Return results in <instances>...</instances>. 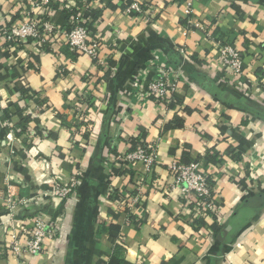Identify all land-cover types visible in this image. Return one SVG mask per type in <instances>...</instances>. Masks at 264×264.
<instances>
[{
	"label": "crops",
	"instance_id": "1",
	"mask_svg": "<svg viewBox=\"0 0 264 264\" xmlns=\"http://www.w3.org/2000/svg\"><path fill=\"white\" fill-rule=\"evenodd\" d=\"M28 1L0 0V264H264V0H138L142 13L127 11L136 0H56L50 51L6 39ZM68 3L102 11L100 63L61 53ZM218 42L242 53L240 74ZM160 70L169 103L145 96ZM140 137L153 169L127 159ZM214 152L221 163H205ZM185 157L207 165L222 208L202 229L170 171ZM115 192L141 200L131 210ZM39 215L58 234L19 256L12 235L24 242Z\"/></svg>",
	"mask_w": 264,
	"mask_h": 264
},
{
	"label": "built area",
	"instance_id": "2",
	"mask_svg": "<svg viewBox=\"0 0 264 264\" xmlns=\"http://www.w3.org/2000/svg\"><path fill=\"white\" fill-rule=\"evenodd\" d=\"M52 2L56 3V0H29L23 4L17 12L21 16L20 19L18 22L11 24L5 31L6 39L18 44L34 43L43 47L50 40L52 34L57 33V27L50 22L52 12L50 4ZM65 6L66 8L75 7L76 4L68 3ZM127 11L142 13L144 9L142 4L136 0L129 4ZM86 12L88 11L78 12L76 17L71 18L70 23L74 25V28L70 32H64L65 40L72 51H78L82 55L87 54L100 63L98 58L102 43L98 35L91 34V19L89 18L91 14ZM186 13L191 17L193 15L192 8L188 7ZM195 26L205 29V26L200 23H196ZM217 52L222 63L232 74L241 73L243 56L237 48L227 42H218ZM175 90V84L168 80V72L160 70L158 77L145 87V96L169 103L173 100ZM127 159L131 162H144L150 169H153L158 157L155 148L149 150L148 147L139 146L135 152L127 156ZM170 171L176 184L182 187L184 201L187 205L190 206L191 197L201 198V206L198 204L196 207L197 218L206 216L208 213H212L213 216H220L222 208L220 203L216 201L214 184H212L210 171L204 165V162L195 161L189 164L176 162L170 166ZM71 191V188L58 187L55 194L58 197H65ZM140 200L141 195L138 192L130 196L127 195L123 202H125L126 208L132 210ZM8 207L12 208L13 205H8ZM23 233V236H25L24 242L21 239L22 235L13 234L10 244V248L19 256L25 253L38 254L43 249L44 241L47 238H55L58 234L56 223H50L42 215L37 217L32 230H26Z\"/></svg>",
	"mask_w": 264,
	"mask_h": 264
},
{
	"label": "trees",
	"instance_id": "3",
	"mask_svg": "<svg viewBox=\"0 0 264 264\" xmlns=\"http://www.w3.org/2000/svg\"><path fill=\"white\" fill-rule=\"evenodd\" d=\"M81 5H82V3H78L77 4V6H71V7H68V8H65V13H66V15H67V20H68V24L66 25V31L67 32H70L73 28H74V25H72L71 23H70V20H71V18L72 17H76V15L78 14V10L80 9L79 7H81ZM50 7H52V8H57V3H54V2H52L51 4H50ZM90 16H89V18L91 19V21H90V26H91V29L93 30V25L96 23V21H98L99 20V18H100V16H101V14H102V11L101 10H92L91 12H90ZM92 35H93V33H91ZM50 41V40H49ZM49 41H47L45 44H44V46H43V49H44V51L46 50V51H50L51 49H52V47H51V45H50V42ZM61 53H67V54H72L73 55V57H75L76 58V56H79V55H82L80 52H78V51H72L71 49H70V45L68 44V43H65L64 45H63V47H62V49H61ZM94 62H98L97 61V59H94ZM62 118H63V116H61ZM171 127H175V124H170V125H168L166 128L167 129H169V128H171ZM132 152L131 153H133V152H135L137 149H138V147L139 146H145V147H148V149L149 150H151V148H153V147H150L145 141H144V139L143 138H135V139H133L132 140ZM230 152V151H229ZM184 161L185 162H187L186 164H189V163H191V162H194V161H192V159L191 158H187V157H185L184 158ZM221 161H222V159H220V157H219V153L218 152H214L213 154H209L207 157H206V159H205V163H208V162H212V163H214V164H217V163H221ZM205 166H207V165H205ZM212 184H213V182H212ZM125 196V193H123V194H120V193H118V192H115L114 194H112L111 195V197L112 198H114V199H118V200H121V201H124V198L126 197H124ZM190 200H191V204H190V207L191 208H194V207H197L198 206V204L201 206V204H200V201H201V198H199V197H191L190 198ZM194 225H195V227H196V229H202L203 227H205L206 226V221H205V219L204 218H196L195 220H194ZM211 227H213V229L215 230V231H219L220 230V227L219 226H217V224H213Z\"/></svg>",
	"mask_w": 264,
	"mask_h": 264
},
{
	"label": "water",
	"instance_id": "4",
	"mask_svg": "<svg viewBox=\"0 0 264 264\" xmlns=\"http://www.w3.org/2000/svg\"><path fill=\"white\" fill-rule=\"evenodd\" d=\"M225 233H226L225 230H223V231L220 233L221 238H223V236L225 235Z\"/></svg>",
	"mask_w": 264,
	"mask_h": 264
}]
</instances>
